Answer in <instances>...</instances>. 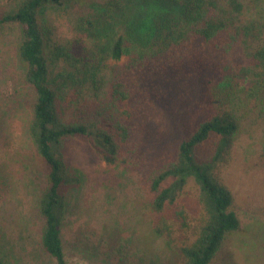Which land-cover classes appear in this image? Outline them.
<instances>
[{"label":"trees","instance_id":"obj_1","mask_svg":"<svg viewBox=\"0 0 264 264\" xmlns=\"http://www.w3.org/2000/svg\"><path fill=\"white\" fill-rule=\"evenodd\" d=\"M68 1L16 0L0 16L20 26L36 91L29 132L48 171L43 246L70 264L62 222L79 179L64 146L83 136L93 161L141 175L165 245L184 264H211L241 227L218 169L232 159L243 105L264 113V22L242 19L239 0H103L74 37L58 39L46 12Z\"/></svg>","mask_w":264,"mask_h":264},{"label":"rangeland","instance_id":"obj_2","mask_svg":"<svg viewBox=\"0 0 264 264\" xmlns=\"http://www.w3.org/2000/svg\"><path fill=\"white\" fill-rule=\"evenodd\" d=\"M101 1L69 0L48 9L57 38L74 37L80 18L95 14L92 5ZM239 1L242 19L264 22V0ZM15 5L0 0V16ZM20 40L17 23H0V257L6 264H59L43 246L40 196L48 171L29 132L36 91L25 81ZM239 115L232 159L218 173L234 194L241 227L227 236L211 264H264V113L248 104ZM88 144L76 136L64 146L69 173L79 179L66 191L62 240L68 263L184 264L153 231L154 211L141 175L93 161Z\"/></svg>","mask_w":264,"mask_h":264}]
</instances>
